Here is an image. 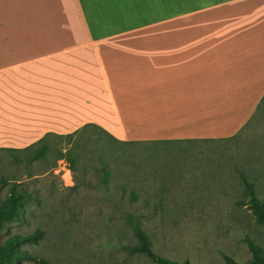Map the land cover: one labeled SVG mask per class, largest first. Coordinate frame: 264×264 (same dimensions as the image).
<instances>
[{"label":"crops","instance_id":"obj_1","mask_svg":"<svg viewBox=\"0 0 264 264\" xmlns=\"http://www.w3.org/2000/svg\"><path fill=\"white\" fill-rule=\"evenodd\" d=\"M263 100L264 0H0V149L228 137Z\"/></svg>","mask_w":264,"mask_h":264},{"label":"rangeland","instance_id":"obj_2","mask_svg":"<svg viewBox=\"0 0 264 264\" xmlns=\"http://www.w3.org/2000/svg\"><path fill=\"white\" fill-rule=\"evenodd\" d=\"M226 124L202 130L221 133ZM47 142L40 159L0 149V201L13 185L29 197L22 218L0 227V241L42 230L38 243L25 244L39 264H154L132 251L135 225L154 253L190 264H224V255L246 261L249 239L264 249V223L246 205L242 179L264 198V100L233 138L189 148L121 144L96 128ZM77 143L84 149L75 151Z\"/></svg>","mask_w":264,"mask_h":264},{"label":"trees","instance_id":"obj_3","mask_svg":"<svg viewBox=\"0 0 264 264\" xmlns=\"http://www.w3.org/2000/svg\"><path fill=\"white\" fill-rule=\"evenodd\" d=\"M92 128H99L96 124L87 123L81 126L79 129L75 130L66 135H58L51 132L46 133L36 142L31 145L21 148H5L7 151H22L26 152L28 158L40 159L45 156L49 149L48 138L51 136L57 138H64L70 141L71 138L79 134H85ZM108 138L119 142L121 144H135V143H145V145H162V144H180L184 147L189 148L192 145L201 142H214L218 140H228L234 137H221V138H191V139H160V140H119L109 133L105 132ZM73 144L70 145L72 147ZM85 144L77 143L73 146L75 151L84 149ZM77 149V150H76ZM67 152V151H66ZM62 157L65 156L64 153L60 154ZM101 159V165H105V157L103 155H97ZM67 160L74 161L73 157L67 156ZM108 160V159H107ZM106 175L110 174V171L104 169ZM245 183L246 193L248 198L246 200V205L251 209L254 217L257 221L264 223V198L258 197L255 194L254 188L250 182H248L244 177H242ZM2 180H0V183ZM28 194L23 188H18L13 185L9 187V192L7 197L0 201V227H3L7 223L13 221H18L22 218V212L25 209V202L28 199ZM134 233L137 237V243L132 246V251L142 253L146 255L154 264H190L188 259L182 261H176L169 259L167 257L158 255L152 251L150 248V243L145 232L142 230L140 225L134 226ZM43 236V231L36 229L35 231L27 234L21 233H9L2 241H0V264H22L21 260H32L35 264H39L42 261L37 255L30 252L28 248L25 247L27 243H38ZM248 248L251 253V257L246 261H235L227 255H224V264H264V249L252 240H247Z\"/></svg>","mask_w":264,"mask_h":264},{"label":"built area","instance_id":"obj_4","mask_svg":"<svg viewBox=\"0 0 264 264\" xmlns=\"http://www.w3.org/2000/svg\"><path fill=\"white\" fill-rule=\"evenodd\" d=\"M66 170H68V169H66ZM69 172V171H68ZM69 178L71 179V177H70V173H69Z\"/></svg>","mask_w":264,"mask_h":264}]
</instances>
